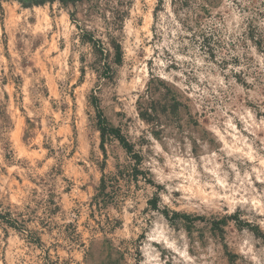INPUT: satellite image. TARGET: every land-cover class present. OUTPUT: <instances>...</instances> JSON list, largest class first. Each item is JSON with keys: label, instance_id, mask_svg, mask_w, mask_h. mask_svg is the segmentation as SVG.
Returning <instances> with one entry per match:
<instances>
[{"label": "rangeland", "instance_id": "rangeland-1", "mask_svg": "<svg viewBox=\"0 0 264 264\" xmlns=\"http://www.w3.org/2000/svg\"><path fill=\"white\" fill-rule=\"evenodd\" d=\"M0 264H264V0H0Z\"/></svg>", "mask_w": 264, "mask_h": 264}, {"label": "trees", "instance_id": "trees-1", "mask_svg": "<svg viewBox=\"0 0 264 264\" xmlns=\"http://www.w3.org/2000/svg\"><path fill=\"white\" fill-rule=\"evenodd\" d=\"M120 58H121V53H120V50L118 49V53L116 54V60L119 61ZM90 102L96 110V116H97L96 123H97V129H98L99 135H100V143H101L100 145H101L102 149L104 147L105 140L109 139L110 137H114L119 141V143L125 149V151L130 153L132 151L131 146L128 143V141L122 136L120 129L110 126L108 124V122L106 121V118H105L102 110L99 107L97 96L92 95ZM140 115L141 116H145V115L150 116V114H148V112H140ZM101 183H102V188H104V186L106 185L104 178L101 179ZM152 203H154V201H152ZM6 223L12 227H15L14 225H16L15 222H13V220H6Z\"/></svg>", "mask_w": 264, "mask_h": 264}, {"label": "flooded vegetation", "instance_id": "flooded-vegetation-1", "mask_svg": "<svg viewBox=\"0 0 264 264\" xmlns=\"http://www.w3.org/2000/svg\"><path fill=\"white\" fill-rule=\"evenodd\" d=\"M24 1H26V2H33V0H24Z\"/></svg>", "mask_w": 264, "mask_h": 264}]
</instances>
